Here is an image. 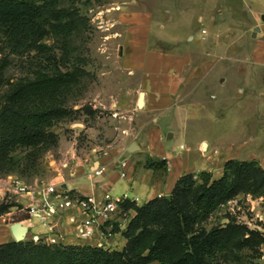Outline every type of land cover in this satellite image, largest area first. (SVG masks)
<instances>
[{"label":"rangeland","instance_id":"1","mask_svg":"<svg viewBox=\"0 0 264 264\" xmlns=\"http://www.w3.org/2000/svg\"><path fill=\"white\" fill-rule=\"evenodd\" d=\"M61 1L66 8L74 10L80 22L67 40L61 34L46 36L44 43L49 49L46 50L63 57L64 64L59 65L62 71L75 66L80 74L84 71V76L78 78L66 94L70 113L50 128L56 141L40 154L33 168L24 170L26 161H21L15 171L0 172L3 181L0 183L10 184L12 177H19L32 187L49 184L58 171L56 168L65 171L68 177L74 159L85 160L93 157L95 152L115 149L120 142L127 145L132 140L131 134L124 133L123 129L132 125L129 114L143 108H135L139 93H134L132 87H137L139 77L132 67L135 62L130 59L126 36L135 27L134 17L138 12L151 17L152 49L159 48L155 39L169 37L177 39L182 50L202 52L201 45L207 43L202 40L203 30H206V39L215 40L209 42L210 48L216 40L219 41L217 55L211 53L200 58L196 53L188 57L186 65L192 71L196 67L195 72L184 75L180 92L184 100L179 110H172L161 121V127L166 131L164 150H177L184 144L189 148L183 150L189 157V166L198 170L206 161L196 150L199 139L198 149L213 160V176L220 172L218 170L229 156L241 160L255 159L264 167V0H214L209 16L202 23L198 22L197 10L185 6L188 0L176 3L180 4V9L173 0H151L155 7L152 10H145L142 0H130L140 6V10L127 7L129 0ZM163 3L172 5L171 9H162ZM257 27L259 30L256 31ZM189 35L194 42L189 41ZM175 48L168 46L167 50L174 52ZM213 50L215 52V46ZM7 53L4 50L0 60ZM34 55L36 52L23 58L13 54L8 57L9 63L0 79V95L33 70L35 63L32 64L31 57ZM126 109L128 111H124ZM169 134L174 135L169 139ZM225 149L231 153H224ZM26 153L21 152L16 158L24 157ZM132 155L142 157L139 150ZM11 203L16 204V214L10 219L30 217L17 210L19 204L11 188L1 191L0 205ZM229 222L249 228L255 237L244 247L221 252L216 263L264 264V198L240 194L216 211L204 226L210 229ZM50 230H53L52 226ZM50 237L56 238L50 235L46 239L38 237L34 240L51 244L48 242Z\"/></svg>","mask_w":264,"mask_h":264},{"label":"trees","instance_id":"2","mask_svg":"<svg viewBox=\"0 0 264 264\" xmlns=\"http://www.w3.org/2000/svg\"><path fill=\"white\" fill-rule=\"evenodd\" d=\"M62 2L0 0V54L8 51L0 60V79L10 55L23 58L36 52L31 57L33 70L0 95L1 173L15 171L21 161H26L24 170L33 168L40 154L56 141L50 128L70 113L67 92L84 76L75 66L62 71L63 57L49 53L44 43L49 34L69 39L80 22ZM26 151L24 157L16 158ZM166 166V159L148 158L144 163L154 170H166ZM240 194L264 198V167L255 159L227 160L219 178L207 171L184 174L171 191V199L155 197L142 206L126 201L124 207L135 215L124 229L117 223L112 229L126 239L121 249L14 240L0 244V264H217L218 254L244 247L255 237L254 231L234 222L210 229L204 226ZM15 206L0 205V215Z\"/></svg>","mask_w":264,"mask_h":264},{"label":"crops","instance_id":"3","mask_svg":"<svg viewBox=\"0 0 264 264\" xmlns=\"http://www.w3.org/2000/svg\"><path fill=\"white\" fill-rule=\"evenodd\" d=\"M176 8H181L178 2L183 0H173ZM172 1V2H173ZM217 1V0H216ZM215 1V2H216ZM131 1L129 0L128 3ZM145 10H152L155 8L152 5L151 0H142ZM127 3V2H126ZM214 0H188V8L197 10L198 22H203L207 16H209L210 8L213 5ZM164 4V3H163ZM132 5V6H131ZM130 3L127 7L136 8L140 10V6ZM172 5H165L162 7L165 9H171ZM179 8V9H180ZM168 14V13H167ZM153 17L156 15L151 14ZM134 17L135 27H133L127 33V43L130 46V59L135 62L132 64L134 72L136 71L139 77V84L137 87H132L134 93L138 91L137 103L135 108H143L139 112L133 113L131 117L132 125L128 129H123V132L130 133L132 140L124 145L123 141L120 142L115 149L104 150L95 152L93 157H87L85 160L80 158L72 161V169L65 175V171L56 168V175L52 178L53 184L64 185L68 189L76 192L79 196L94 195L97 198H101L105 193L112 195L127 194L130 198L129 202H132L138 206H142L149 200L170 195L177 180L184 174H197L202 171H212V162L209 157H206V153H201L198 149L199 139L197 141L196 150L198 153L206 159L203 166L195 170V166H189V157L184 155L183 150H187L184 144L180 146V149H173L166 152L163 147V140L166 138V131H163L161 127V121L172 110H179L182 99L180 92L185 80V74H191L195 72L188 68L186 65L188 57L194 56L198 53L201 57H208L211 53L217 55L218 49L216 40L213 47L210 48L209 42H213L211 37L207 38V35L202 36V40L206 41V45H201L202 52L186 51L178 47L177 39H171L165 37L163 39L157 38L155 42L159 48H151L150 45L151 35L149 30V22L151 17L147 18L146 13H137ZM213 21L215 18H211ZM164 26V24H161ZM203 34V33H202ZM169 38V39H167ZM189 41L194 42V38L189 35ZM170 44V45H168ZM168 46H176L175 51L167 50ZM215 46V52H214ZM219 46V44H218ZM182 55V56H181ZM184 61H182L183 59ZM192 60V59H191ZM189 62V59H188ZM188 64V63H187ZM187 85V84H185ZM222 87V85H220ZM141 92H140V91ZM133 92V91H132ZM134 93H132L134 95ZM144 93L143 105L139 107L138 102L140 94ZM133 110V109H132ZM124 111H128L127 109ZM136 122L135 123H133ZM174 134H169L167 138H172ZM209 142V141H208ZM136 143L138 150L142 157H134L132 153L129 157H125L128 147ZM210 147V143H208ZM137 150V151H138ZM135 152V151H134ZM219 152V151H218ZM230 154V150L225 152ZM145 158V160H144ZM152 158L155 160H167V166L165 169L154 170L152 168L144 167L146 159ZM235 158L229 156V159ZM126 159L128 167L126 169V177L121 176L120 162ZM89 160H92L91 163ZM225 160V162L227 161ZM224 165V163H223ZM103 168V172L98 175L92 174L94 170ZM223 166L214 178H219L222 175ZM1 181V180H0ZM3 182V181H1ZM11 188V184L0 183V192L5 189ZM12 191V189H11ZM14 193V192H13ZM16 202L20 205L17 210L24 211L31 205V202H37V200H31L26 195L15 194ZM16 206L11 208L10 212L0 215V244L14 241L12 226L14 224H20L25 228L24 239H31L35 237H41L46 239L48 236H55L58 239V243L61 244H73V245H98L103 244L105 247L111 249H121L126 244V239L120 232L113 233L111 237L107 235H100L98 230L93 237L89 239L79 238L77 236V223L86 221L88 217L82 215L78 209H67L60 211V213L53 215L49 218V226H44L42 221L38 217H27L20 219H10L13 214H16ZM132 216L135 215V211H131ZM74 219V221H72ZM51 226L53 230H50ZM124 229L125 227H120Z\"/></svg>","mask_w":264,"mask_h":264},{"label":"built area","instance_id":"4","mask_svg":"<svg viewBox=\"0 0 264 264\" xmlns=\"http://www.w3.org/2000/svg\"><path fill=\"white\" fill-rule=\"evenodd\" d=\"M202 33L205 35L206 30H203ZM127 167L128 162L123 159L120 162L122 177H126ZM102 172L103 168H100L94 170L92 174L98 175ZM10 184L15 194L26 195L31 200H37V202H31V205L26 210L30 217H38L44 226L50 225L49 218L57 214L58 211H65L71 208L78 209L82 215L88 217L86 221L77 223L78 236L83 239L93 237L96 230L100 232V235L111 237L115 223L119 224L120 227H126L132 217V209L128 210L123 205L130 200L127 194L112 195L105 193L101 198H97L94 195L79 196L62 184L49 183L32 187L19 177H12ZM35 238L37 239L38 237ZM48 242L56 244L57 239L50 237ZM97 246L101 247L104 245L99 243Z\"/></svg>","mask_w":264,"mask_h":264},{"label":"water","instance_id":"5","mask_svg":"<svg viewBox=\"0 0 264 264\" xmlns=\"http://www.w3.org/2000/svg\"><path fill=\"white\" fill-rule=\"evenodd\" d=\"M262 19L264 20V15L262 16ZM256 31L259 30V28L257 27L255 29ZM143 97H144V93H141L140 94V98H139V102H138V105L139 107H141L143 105ZM203 147L205 148L206 147V143L204 142L203 143ZM138 150V145L136 143H132L127 151H126V154H125V157H129V155L131 153H133L134 151ZM168 199H171V195H167L166 196ZM12 231H13V235L15 237V241H22L24 239V235H25V228L20 225V224H14L12 226Z\"/></svg>","mask_w":264,"mask_h":264}]
</instances>
